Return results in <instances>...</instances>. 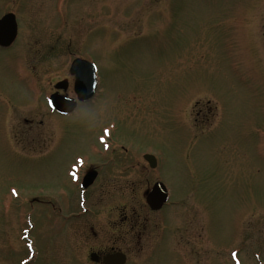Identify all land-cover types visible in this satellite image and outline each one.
Instances as JSON below:
<instances>
[{
  "label": "rangeland",
  "instance_id": "rangeland-1",
  "mask_svg": "<svg viewBox=\"0 0 264 264\" xmlns=\"http://www.w3.org/2000/svg\"><path fill=\"white\" fill-rule=\"evenodd\" d=\"M19 7L0 51V264L84 262L115 238L134 264H264V0H0L1 14ZM76 58L96 66L97 92L59 116L48 99ZM91 152L95 165L158 160L144 177L175 204L169 224L150 216L142 246L110 223L116 207L145 208L136 168L119 166L112 194L91 200L97 239L85 217L64 220L62 197L48 201Z\"/></svg>",
  "mask_w": 264,
  "mask_h": 264
},
{
  "label": "flooded vegetation",
  "instance_id": "flooded-vegetation-1",
  "mask_svg": "<svg viewBox=\"0 0 264 264\" xmlns=\"http://www.w3.org/2000/svg\"><path fill=\"white\" fill-rule=\"evenodd\" d=\"M27 4H25L26 6ZM30 7V6H28ZM23 8V7H21ZM21 8H17L15 10H6L4 13H0V20H2L6 15L9 14H13L15 17V21L17 24V37L15 39V41L13 42L12 45H10L9 47H3L2 45H0V51L3 50H8L10 49L16 42L17 38H18V33H19V29H20V20H19V15L22 13ZM30 10L31 7H30ZM71 65L69 66V78H63L62 80L57 81V83H55V85L53 86V90L50 93V96H52L53 94H59L62 96H66L68 98H77L75 90H74V82H75V76L71 75L70 69H71ZM96 76H97V69H96ZM65 83L66 85V89L63 88H56L57 84L59 83ZM72 86L73 89V93L74 96H69V89ZM49 96V97H50ZM49 100V99H48ZM91 101V100H90ZM89 101L87 102H78L76 109L74 112L70 113V114H61L55 110H53L52 108H50L56 115L59 116H69V115H73L75 114V112L81 108L84 104H87ZM49 106V104H48ZM50 107V106H49ZM26 122H28V120H26ZM115 151V150H113ZM115 153V152H113ZM90 155H92V152L89 153L87 156H81V155H75L74 157H72V160L69 163V166L66 168L65 170V175L66 178L65 182L62 185H57L53 188V190H51V192L46 194L47 199L51 198L48 201L53 200L54 198H56L57 196L62 197L66 203H67V207H66V213L64 215V220L67 222H72L74 219L76 218H83L82 221H80L79 224H82V230L84 227V230L82 231V233L87 237V235H90L89 237L92 236V238L97 239L98 238V231H97V224L96 221L94 220V217L97 216V211L93 208H91L92 201L94 199L97 198H101L102 194H112L110 192V190L106 189L107 187H109V185L112 184L111 179H109V176H116L117 177V169L118 167H122L123 169H137V172L139 174V176H143V180L147 181V188L145 189V191L143 192V197L145 200V204H143V206H145V208H142V210L138 211L135 208H128L127 206L124 207V209L121 210V213H118L117 211V207L114 208L113 210H111L112 214V218L110 219V223L112 225V223L115 226H118L119 224L123 227L127 228V232L128 235L132 234V241L129 242L130 245L135 246V243L138 246H142L141 242L143 240V238H145L146 234L148 233V228H149V224H150V216L152 214L157 215L158 213L162 212L164 218H165V223L169 224V220L165 217V210H167L169 207L173 206L175 204V202L172 201V199H170L171 194L168 193V201L166 203H164V205L162 206L161 209L154 211L152 210L146 203V196L148 194V192L151 190L150 187V179H148L147 176L144 177V175L149 174L150 171H154L156 168H159L160 166H158L159 162L158 160H156L155 167H151V164L148 160H146V156L150 155V154H143V158L144 161L142 162H138L135 161L134 163L129 162V161H123L124 159L121 160V162L115 161V160H108L106 162H102V163H98V164H93L91 162H86L85 158L83 159L82 157H89ZM141 169V170H140ZM137 174V176H138ZM105 181V185L102 184V181ZM161 179L155 180L156 182H160ZM154 183V184H155ZM114 189H116L119 192H122L125 190L123 185L120 186H114ZM117 193V192H116ZM77 198V207H79L80 209L82 208L81 212H77L76 210V204H75V200ZM33 200H36V198H32ZM91 201V202H90ZM89 204V205H88ZM52 209L51 212L54 211V213H57L58 209H54L55 205L54 202H50L49 204ZM53 213V212H52ZM53 213V214H54ZM89 218H86V217ZM55 217V215H54ZM163 218V219H164ZM32 227H34L33 225H31V229ZM69 228H71L70 226L65 227L66 230H68ZM170 229V227L168 228ZM166 232V231H164ZM170 233V230L168 231ZM165 235V234H164ZM164 237V242L163 243H168V248H169V252L171 254L175 255V259L174 261L177 260V258L180 260V257L177 255L176 253V246L174 244V242L172 243L170 241L171 237L168 239H165ZM66 237H68V233L66 232ZM69 239V238H68ZM67 239L66 242H68L69 240ZM137 239V240H135ZM120 239L115 238V240H110L109 242H103L100 241L97 245L95 246H91L89 247V250L86 252L85 254V258H84V262H80V261H76L74 258H72V252H69L70 256V261L72 259V262L74 264H105L104 263V259L110 255H114L117 253H123L126 256V260L124 264H134L133 261L128 259V256L126 254V252L123 251L121 244L119 243ZM123 240V239H122ZM162 245V243H161ZM175 246V247H174ZM161 247V246H160ZM93 256V257H92ZM75 260V261H74ZM181 261V260H180ZM72 263V264H73Z\"/></svg>",
  "mask_w": 264,
  "mask_h": 264
},
{
  "label": "water",
  "instance_id": "water-1",
  "mask_svg": "<svg viewBox=\"0 0 264 264\" xmlns=\"http://www.w3.org/2000/svg\"><path fill=\"white\" fill-rule=\"evenodd\" d=\"M17 24L12 14L6 15L0 20V45L9 47L16 39ZM71 75L75 76L74 90L77 100L87 102L94 97L97 88L96 69L94 65L86 60L76 59L70 69ZM56 88L66 89L65 83L57 84ZM77 100L59 94L50 97L49 104L55 111L61 114H70L75 111ZM155 167V158L151 155L146 156ZM168 199V192L165 185L161 182L156 183L146 196V202L152 210H159ZM93 257V256H92ZM126 256L123 253L110 255L104 259L105 264H124Z\"/></svg>",
  "mask_w": 264,
  "mask_h": 264
}]
</instances>
